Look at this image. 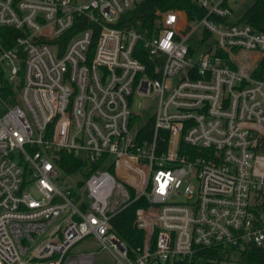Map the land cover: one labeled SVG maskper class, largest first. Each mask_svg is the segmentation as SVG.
I'll use <instances>...</instances> for the list:
<instances>
[{"label": "built area", "instance_id": "1", "mask_svg": "<svg viewBox=\"0 0 264 264\" xmlns=\"http://www.w3.org/2000/svg\"><path fill=\"white\" fill-rule=\"evenodd\" d=\"M143 1L0 0V28L18 33L0 43V264H93L71 255L88 238L112 264H251L264 251V81L250 77L264 33L232 20L238 0H193L194 23L159 13L149 36L109 26ZM139 99L152 109L134 114ZM60 152L95 169L77 185ZM139 198L130 249L109 220Z\"/></svg>", "mask_w": 264, "mask_h": 264}, {"label": "trees", "instance_id": "2", "mask_svg": "<svg viewBox=\"0 0 264 264\" xmlns=\"http://www.w3.org/2000/svg\"><path fill=\"white\" fill-rule=\"evenodd\" d=\"M168 10L182 11L188 23H194L205 15V11L193 3V0H144L137 4L132 10L122 14L115 24L109 26L116 29H133L137 33L149 36L156 30L158 25V14ZM238 16V23H245L255 31L264 33V0H250L245 9L239 12ZM89 27L91 28V26L86 25L84 22L78 25L76 24L73 28V32L76 33ZM97 32L98 29H92V46L95 43ZM17 36L18 33L16 31L8 28H0V43L2 48L7 49L12 46ZM204 37H206V34L203 35V38ZM200 43L201 41L196 42L193 39L192 42H190V49L200 45ZM134 57L145 66L146 70L149 69L150 66L147 61L146 52L140 43L135 47ZM250 77L255 80L264 81V55L251 71ZM0 83L2 86L6 85L1 76ZM135 119L136 117H133L132 120L134 121ZM151 123V119H148L145 126L139 132V139H147ZM58 157V166L60 169L66 174L74 175L76 180L78 177L77 185L86 179L95 169L94 165H89L71 154L60 152L58 153ZM127 191L130 198H132L133 190L127 187ZM143 207H146V202L144 199L139 198L131 202L109 220L111 231L130 249L139 246L142 240V233L135 228L133 222L135 210ZM249 256L251 264H264V251L251 252Z\"/></svg>", "mask_w": 264, "mask_h": 264}, {"label": "rangeland", "instance_id": "3", "mask_svg": "<svg viewBox=\"0 0 264 264\" xmlns=\"http://www.w3.org/2000/svg\"><path fill=\"white\" fill-rule=\"evenodd\" d=\"M249 1L248 0H246V1L238 0L237 2H235L232 5V8H233V18H232V20H236V17L239 14V12L243 11L245 9V7L248 5ZM193 39L196 42H198V36H194ZM232 55L235 57V53H232ZM250 58H252V57L245 56V55L241 54L237 58V60L240 63H243V64H250ZM138 104L139 105L133 110L134 114H140L142 112L143 108L150 109V110L152 109L151 108L152 102H150L149 100L139 99L138 100ZM148 113H149V110L145 111V115L142 114V117L140 119L142 121H144V118H145V116ZM133 194H134V190H133ZM97 251H98V246L95 243V241L92 238H88L86 241L76 245L73 248V250L71 252V255L73 256L74 254H87L88 258L91 261L93 260V264H112V260L110 259V257L108 255L102 254V253L96 254Z\"/></svg>", "mask_w": 264, "mask_h": 264}, {"label": "bare ground", "instance_id": "4", "mask_svg": "<svg viewBox=\"0 0 264 264\" xmlns=\"http://www.w3.org/2000/svg\"><path fill=\"white\" fill-rule=\"evenodd\" d=\"M118 174H120L119 171H118Z\"/></svg>", "mask_w": 264, "mask_h": 264}]
</instances>
